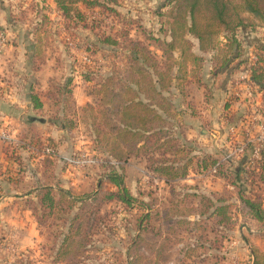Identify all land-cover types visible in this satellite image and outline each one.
<instances>
[{"label": "trees", "instance_id": "16d2710c", "mask_svg": "<svg viewBox=\"0 0 264 264\" xmlns=\"http://www.w3.org/2000/svg\"><path fill=\"white\" fill-rule=\"evenodd\" d=\"M54 1L64 20H68L83 17L74 7L78 3L113 12L107 4L116 0ZM165 1L168 9L160 13L161 36L146 34L145 40L130 39L126 74L114 71V75L101 79L99 85H89L92 103L80 108V112L83 118H86L85 113H90L87 119L91 122V140L102 143L109 158L122 164L132 159L144 162L148 172L170 184L186 176L192 168L201 171L218 161L212 150L197 151L189 146V140L180 136L176 122L172 121L177 111L166 93L170 92L175 79L178 85H205L206 65L210 73L229 69L240 75L244 73L245 82L261 94L260 111L264 117V44L256 42L254 48L247 51V40L241 37L243 29L255 31L257 27H264V0ZM73 12L76 15L71 16ZM193 40L197 41L202 55L194 52ZM105 42L120 44L110 36L104 37L99 43H88L86 52L92 55L95 46ZM208 53L210 57L206 58ZM68 56L71 58L69 53ZM74 65H78L75 60L71 61L75 70ZM175 66L180 68L178 77L173 74ZM90 67L81 66V76L86 82L97 74V70L92 71ZM240 75L231 79L229 94ZM67 80L66 85H71L72 77ZM208 92L209 89L206 96ZM48 95L58 101L66 97L71 109L72 95L68 86H57ZM56 95L59 98H55ZM231 104L229 100L226 109ZM95 107H100L97 114H93ZM241 108L247 111L235 116L234 122L250 111L251 104L245 101ZM226 119L231 120V115ZM62 123L75 127V121L62 120ZM237 123H228L227 127ZM248 162L249 154L230 167L233 170L227 174L220 173L222 177L227 176L228 184L238 190L240 199L250 209L252 219L264 229V151L257 164L246 170ZM96 177L94 189L81 195L61 188L41 187L36 193L37 200L28 203L40 230L61 236L60 241L54 240L52 247L56 263L79 264V254L87 252L93 234L101 231L114 234L107 220L108 211L115 212L103 211L105 206H122L129 212L144 211L136 219L137 234L130 247L136 251L128 254L130 264L144 263L143 257L137 254L144 246L160 256L162 251L182 243L186 258L205 246L217 250L237 225L230 211L229 198L211 193L199 184L171 183L168 196L160 195L157 187L135 196L125 183L123 165L104 166ZM251 256L249 264H264V251L253 249Z\"/></svg>", "mask_w": 264, "mask_h": 264}, {"label": "crops", "instance_id": "0c3cea01", "mask_svg": "<svg viewBox=\"0 0 264 264\" xmlns=\"http://www.w3.org/2000/svg\"><path fill=\"white\" fill-rule=\"evenodd\" d=\"M15 2V0L0 2V26L6 28L12 37L11 43L0 56V123H8L15 135L32 142L37 152L31 153L22 148L12 149L0 141V233L12 235L16 248L23 250L34 245L43 235L28 204L30 200H37L38 189L52 187L55 190L61 188L72 193L87 192L94 186L92 183L95 174L79 171L74 173L59 160V157L73 153L77 146L76 142L74 143L75 137L69 132H73L72 128L64 123L58 126L57 123L62 120L78 122L81 119L80 108L92 103V97L88 94L89 85H78L75 80L71 85H64L61 82L59 75L65 72L67 65L65 62L68 64L70 62L68 52L63 51L60 46L59 51L55 46L52 48L43 46L37 38V32L33 33L38 20H33L27 25L29 33L26 34L27 31H24L22 25L17 24L21 22L14 15ZM243 30L241 37H246L249 29ZM250 31L260 38L257 42L264 44V39H261L262 36L264 37V27ZM193 43L194 52L202 55L197 41L193 40ZM255 43L247 40V45L252 46L250 49L254 48ZM209 57L208 53L206 58ZM209 69V65H206L203 73L205 85H178L175 79L170 92L166 93L176 108L177 116L172 121L176 122L183 139L190 140L187 132L193 134L197 128H202L203 122L206 124L211 122L208 118L210 104L211 107L221 106L219 121L222 123H225L224 120L231 114L242 115L243 110L239 105L243 106V104H231L230 108L226 109L231 79L238 72L229 69L210 73ZM179 73V66H175L173 74L178 77ZM57 86L69 87L72 95L69 101L71 109L67 105L68 101H65L66 97L59 98L56 95L55 98L60 99L58 101L48 95ZM207 89H209L208 96H206ZM261 101L260 97L258 102ZM75 125L80 127L78 124ZM199 132L201 136L205 135L202 129ZM48 140L57 145L58 156L51 157L43 153L42 144ZM199 172L192 168L186 176L171 183L194 186L202 180ZM228 181L225 179L223 183L228 191L227 198L232 203L230 211L233 218L244 217L250 222L241 223L242 231L254 233L255 231L247 225L256 224L257 228L259 227L258 232L263 234L264 229L252 219L250 209L240 199L238 191L229 189ZM202 182L206 186L204 189H210L209 192L218 195L215 193L218 190V181L212 183L205 179ZM171 183L168 184L160 179L159 185H155L152 181L148 182V185L153 186L154 189L157 187L158 191L162 190L168 196ZM131 193L137 196L133 190Z\"/></svg>", "mask_w": 264, "mask_h": 264}, {"label": "rangeland", "instance_id": "374dc122", "mask_svg": "<svg viewBox=\"0 0 264 264\" xmlns=\"http://www.w3.org/2000/svg\"><path fill=\"white\" fill-rule=\"evenodd\" d=\"M6 1L7 0H0L1 3ZM15 1V4L13 3L15 5V18H19L21 24H17L22 25L24 31H27L25 32L26 34L29 33L27 25L33 20H38V25H36V28H33V33L37 32V38L40 39L43 46L46 48L55 46L57 50L60 46L63 51H67L70 54L71 58H69V64L65 62V64H67L64 69L65 72L63 71L61 72L62 74L59 75L64 85H66L68 81L67 77H72L78 85H99L101 79H106L114 75V71L126 74L129 65L126 54L130 53V39L145 40L144 36L146 34L161 36L160 29L163 24L160 13L166 12L168 9V7L164 6L166 3L165 0H116L115 2L107 4L108 7L114 9L113 12H109L100 7L88 8L86 4L78 3L74 5V7L83 14V17H73L64 20L62 12L57 8L54 0ZM73 15H76L75 12L71 13V16ZM0 27L4 28L2 26ZM247 34L248 35L244 37V39L249 42L255 43L260 39L250 30L247 31ZM109 36L118 40L120 44L115 45L105 42L103 44H97L99 47L95 46V51H93L92 55L86 52L85 47L88 43H99V40ZM66 37H69L70 40L76 43L77 46L81 48V51H76V53L72 52L66 43ZM261 39H264V37L262 36ZM126 40L128 42L125 43ZM251 47L252 46L248 44L247 51L250 50ZM85 53L91 56L92 60L89 64L83 62V55H85ZM73 60L78 64L74 65L75 70L71 66V61ZM81 66H91L90 69H92V71L97 70V74L94 75L95 78L92 79V76H89V79H92L90 82H86L82 79ZM238 75H240L239 72L236 76ZM233 105H235V103ZM211 106L210 104L208 107L210 111L208 118L211 119V122L208 124L203 122L201 125L202 128H197L193 134L187 132L190 138L189 146L197 151L199 149L212 150V152L215 153V157L220 159L227 151L233 139L241 140L239 128H233L235 129L233 132L227 127V124H235L238 122L236 125V127H238L241 125L243 117H241V120L239 119L240 121L234 122L233 120L236 115L231 114V120L227 123H222V121H219V110L221 106ZM241 107L242 105H239L240 109ZM99 110L100 107H95V112H93V114H97ZM242 110L247 111L245 108H242ZM85 114L86 116L84 117L86 118L81 116V119L75 122V124H78L80 127H76L75 125V127L72 128L73 132L69 131L72 133L71 135L75 137L74 143L76 142L75 144L77 146L72 152L84 150L90 152V154L103 158L108 157L107 154H105L106 148L103 144H96L91 140V122L87 119L90 113ZM61 123L62 122L57 123V125L59 126ZM201 129L205 134L204 136L200 135L199 131ZM100 138L103 140V136H100ZM45 143L51 142L48 140L43 144ZM51 144L54 145L57 151V145H55V143ZM243 158L244 157L239 161L241 162ZM239 161L237 163H239ZM104 166L105 165L102 164L101 166L91 167L85 170H71L65 165L67 169L74 173L79 171L87 172L88 174L91 173L92 175L95 174L92 183L94 186L92 189H94L97 184L96 174L99 175ZM231 170L233 169L223 167L215 179H208L212 183L219 182L218 190L215 191L219 196L227 197L228 194L223 183V180H227L228 178L227 176L222 177L221 173L227 174V172ZM147 173L149 172L144 162L132 160L129 163L123 164V175L127 188L129 191L133 190L137 195L138 193L147 194L149 189H154L153 186L148 185ZM234 176H236V174H234ZM236 178L237 182H239V177ZM198 183L202 188L206 187L202 181ZM106 187L108 188V186ZM205 190L208 191L210 189ZM235 191L238 190L236 189ZM85 192L86 191H77L73 192V194L81 195ZM158 193L167 196L162 190L158 191ZM106 210L117 212V214H115L108 211L110 216H108L109 218L107 221L111 229H113L114 234L109 235L102 231L100 233H95L94 231L93 233L95 234H93L90 239L87 252H85V254L82 252L79 254V264H130L128 254L136 251V249L131 250L130 248L132 239L137 234L136 219L140 217L141 213H144V211L129 212L124 210L122 206L116 205L103 207V211ZM234 220L237 221V225L234 227L233 231L228 234L227 238L225 237L223 239L222 246L217 250L208 249L205 246L204 248L197 249V251H193L192 257L186 258L185 244L182 243H177L174 247L171 246L169 249L162 251L160 256H158L155 251L152 252L148 247L144 246L140 250H137L138 256L143 257L144 262L139 264H248L249 259L250 261L252 259L251 251L253 249L264 251V236L262 233L258 232L259 227L257 228L256 224L251 226L247 225L248 228L255 231L254 233H248L245 230L242 231L240 228L241 223H250L246 218L240 217L234 218ZM6 236L8 238H6ZM186 237L189 239L188 236ZM242 237H244L245 240ZM55 239L60 241L59 239H61V236L58 234L52 235L44 229L43 235L40 239L38 238V242L27 249L18 250L12 235L0 233V264H59L55 262V251L52 248L55 246L53 243ZM185 243H187V241H185ZM60 264L66 263L60 261Z\"/></svg>", "mask_w": 264, "mask_h": 264}, {"label": "built area", "instance_id": "2783aa9c", "mask_svg": "<svg viewBox=\"0 0 264 264\" xmlns=\"http://www.w3.org/2000/svg\"><path fill=\"white\" fill-rule=\"evenodd\" d=\"M12 37L7 29L0 27V56L4 53L6 47L11 43ZM66 43L72 52H80L81 48L77 46L69 37H66ZM253 58V57H252ZM91 56L87 53L83 55L84 63H91ZM247 80L246 74H241L236 86L233 87V91L229 94V100L232 104H243L245 101L251 104L250 111L245 113L243 121L238 127L234 126L230 129L234 132L239 128L240 138L233 139L230 142L229 147L225 154L218 159L217 163L213 166L203 169L199 172L200 179L208 180L215 179L219 171L223 167L230 168L235 165L242 157L249 154V162L246 164L245 169L249 170L257 164L261 158V154L264 151V117L260 111L261 103L259 99L261 94L251 88L245 81ZM228 119L225 120V123ZM0 141L12 149H27L31 153H36L37 148L28 139H21L17 137L14 130L10 128L8 123H0ZM42 151L46 156L56 157L58 153L51 143H45L42 147ZM60 160L71 170H85L91 167H98L102 164L105 166H121L122 163H118L109 157H100L94 154H90L88 151H77L68 155L60 157ZM148 182L152 181L155 185H159L160 178L147 173ZM201 180V181H202ZM229 189H233L230 185Z\"/></svg>", "mask_w": 264, "mask_h": 264}]
</instances>
